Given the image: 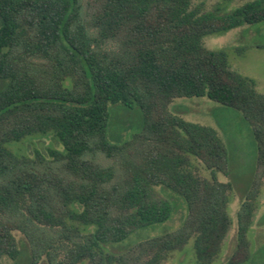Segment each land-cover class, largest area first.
<instances>
[{
  "label": "trees",
  "instance_id": "1",
  "mask_svg": "<svg viewBox=\"0 0 264 264\" xmlns=\"http://www.w3.org/2000/svg\"><path fill=\"white\" fill-rule=\"evenodd\" d=\"M82 2L0 0V263L20 258L17 233L30 264H164L191 240L197 263H214L232 226L233 187L217 178L228 173V152L213 128L169 110L175 99L202 97L241 112L257 144V175L226 264L249 262L264 178V94L203 39L264 23V0L230 13L194 0H97L86 17ZM110 106L141 114L131 137L111 136L118 143L108 140ZM38 135H52L61 150L18 156L8 148ZM100 154L119 162L117 181ZM192 158L211 179L194 171ZM158 186L187 202L182 228L107 252L104 245L172 218Z\"/></svg>",
  "mask_w": 264,
  "mask_h": 264
},
{
  "label": "rangeland",
  "instance_id": "2",
  "mask_svg": "<svg viewBox=\"0 0 264 264\" xmlns=\"http://www.w3.org/2000/svg\"><path fill=\"white\" fill-rule=\"evenodd\" d=\"M96 1L83 0L85 17L86 12L89 14L92 12ZM251 1L254 0H194V7L200 6L205 11L219 8L222 13H230ZM203 44L210 50L225 51L232 70L252 80L258 92L264 94V23L243 25L227 32L208 35L203 39ZM105 47L116 49L117 45L109 42L105 44ZM169 110L186 121L213 128L228 152V173H218L217 178L219 182L230 183L233 187L228 206L232 226L224 241L222 252L212 263L226 264L236 247L238 212L257 175V144L251 127L241 112L214 103L207 97L175 99L170 104ZM109 111L112 114L111 127L108 132L110 142L118 143V141L112 140L111 136L121 133L122 138H129L136 132V129L140 128L139 109L123 110L116 106H110ZM123 128L124 131H121ZM123 141L125 139L121 142ZM136 147L140 148V145ZM8 148L18 156H31L36 151L48 154L50 150H61L60 144L52 135L28 137L20 142L8 144ZM98 160L104 166H113L116 169L117 181L121 175L119 162L116 159H108L103 154L98 156ZM192 168L199 175L211 179L210 171L195 158H192ZM260 184L252 228L248 233L252 257L245 264H264V178H261ZM155 189L160 196L171 202L174 212L172 218L168 222L136 231L122 242L104 245L107 252L123 254L139 242L176 232L182 228L188 217L187 202L165 187L158 186ZM80 228L85 232L90 231V228L86 226H80ZM16 236L21 242L23 250L20 258L14 261L4 257L0 264H30L29 248L21 234L17 233ZM40 264L47 263L43 260ZM164 264H198L194 241L191 240L183 249L171 253Z\"/></svg>",
  "mask_w": 264,
  "mask_h": 264
}]
</instances>
